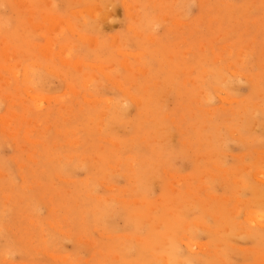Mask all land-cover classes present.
I'll return each instance as SVG.
<instances>
[{"label": "rangeland", "instance_id": "obj_1", "mask_svg": "<svg viewBox=\"0 0 264 264\" xmlns=\"http://www.w3.org/2000/svg\"><path fill=\"white\" fill-rule=\"evenodd\" d=\"M0 264H264V0H0Z\"/></svg>", "mask_w": 264, "mask_h": 264}, {"label": "bare ground", "instance_id": "obj_2", "mask_svg": "<svg viewBox=\"0 0 264 264\" xmlns=\"http://www.w3.org/2000/svg\"><path fill=\"white\" fill-rule=\"evenodd\" d=\"M20 2V1H19ZM21 3H23V2H21ZM125 3H128L127 1L125 2ZM129 4V3H128ZM126 5V4H125ZM130 6V5H129ZM130 8V7H129ZM132 15V14H131ZM56 18V17H55ZM58 20V19H57ZM57 24V23H56ZM55 24V25H56ZM53 25V24H52ZM57 25H59V23L57 24ZM57 25H56V27H57ZM131 27V26H130ZM133 27V26H132ZM132 27H131V29H132ZM55 29H57V28H55ZM134 29V28H133ZM137 32V31H136ZM138 33V32H137ZM139 34V33H138ZM135 35H137V34H135ZM140 35V34H139ZM141 36V35H140ZM51 42V41H50ZM49 45V44H48ZM51 46H53V45H51ZM51 46H49V48L51 47ZM47 48V47H46ZM52 48V47H51ZM47 50H48V52L50 51L48 48H47ZM53 51V50H52ZM50 53H51V51H50ZM49 53V54H50ZM48 55V54H47ZM79 66H80V64H79ZM189 246L190 245H188V248H189ZM194 245L192 244V247H193ZM191 252V251H190ZM194 254H195V252H193Z\"/></svg>", "mask_w": 264, "mask_h": 264}]
</instances>
